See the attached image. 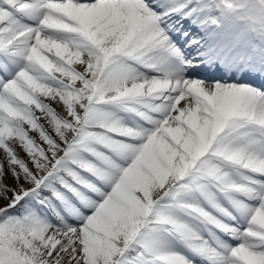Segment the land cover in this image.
Returning <instances> with one entry per match:
<instances>
[{"label": "bare ground", "instance_id": "6f19581e", "mask_svg": "<svg viewBox=\"0 0 264 264\" xmlns=\"http://www.w3.org/2000/svg\"><path fill=\"white\" fill-rule=\"evenodd\" d=\"M175 2V9L155 11ZM211 2L0 0L1 178L15 182L21 176L34 129L46 122L59 150L90 135L93 145L80 150L89 157L113 145L131 150L127 123L134 120L122 115H137L177 149L166 156L174 169L165 172L176 177L155 198L167 201L165 213L136 227V236L150 232L138 248L134 240H117L126 222L115 194L124 166L105 160L78 180L64 175L69 181L58 185L57 194L42 188L44 179L17 196L3 210L20 208L31 221L19 234L29 264H264V26L218 15ZM159 19L177 40L182 31L176 21H191L190 33L200 27L202 35L185 41L192 59L183 63L200 64L199 74L184 68L179 75L169 58L181 45L163 37ZM29 51L40 52L36 64ZM131 51L141 52L134 59L145 64L139 69L146 70V89L139 69L124 63ZM124 75L128 85L120 84ZM230 76L256 84L243 91ZM83 90L84 101L78 95ZM134 102L145 112L136 114ZM78 125L81 132L68 135ZM58 149L49 159L53 172L64 163L80 167V152ZM48 197L53 203L45 202ZM103 205L110 207L105 221Z\"/></svg>", "mask_w": 264, "mask_h": 264}, {"label": "rangeland", "instance_id": "374dc122", "mask_svg": "<svg viewBox=\"0 0 264 264\" xmlns=\"http://www.w3.org/2000/svg\"><path fill=\"white\" fill-rule=\"evenodd\" d=\"M90 1H94V0H90ZM80 3H82V1H80ZM177 3L178 2L168 4L167 6H163V7L160 6L158 8L156 7L155 11L162 12V10L165 9L167 10L168 7L169 10L175 9L179 5V3L178 4ZM211 6L214 7V11L218 15L223 13L224 16H227L229 18H239V19L241 18V20H243L244 23L252 27H254L253 23L255 22V20H257L258 23L255 25L256 27L254 28H257L259 26H264V0H212ZM158 22L156 24L157 26L160 27L163 37L169 35L170 39L173 42L172 46L176 44L181 45L179 47L180 50H178L177 52L174 51L172 52V54L175 53L178 56V59H180L181 61L184 62L190 61V59H192L191 50H187V48L184 50L183 49L185 46L184 44L186 43L185 42L186 40L187 42H189L193 40L195 36L200 34L202 35V31L199 30L200 27L199 29L197 28L196 30L190 33L189 30L187 32V29H189L188 25L189 23H191V21L186 20V21H182L181 23H177L176 21L174 23L175 24L174 27L179 28L182 31V33L178 36V38L183 39L184 43L181 42L175 43L176 39L174 38L175 39L174 40L173 38H171L175 35L173 33H170V31L165 30L167 29L165 24L166 22L161 21L160 19ZM162 48L165 49V47ZM186 50L188 52H185ZM140 53L141 52H137V51H131L129 52V54L127 53L125 55V59L127 58L124 62L125 65H129L131 68L136 67L135 70L137 68L139 69L140 67L143 68V66L145 67L144 63H141L137 59H134V57L139 56ZM40 55H41L40 52H35V51L28 52V56H30L31 59L35 60L34 64H36ZM83 55L87 56L86 53H83ZM182 67L183 65H180L178 63L177 69H181ZM137 72L144 75V77H138V79L144 80L143 81L144 86L142 85V87L146 89L145 86L146 70L139 69ZM159 72L160 71L158 70V73ZM150 74L151 73H148L147 76ZM135 77L137 78L136 75ZM187 77L191 79L192 78L195 79V77L198 78V76L194 77L193 75H188ZM199 79L203 81L205 80L204 78L201 77H199ZM222 80L226 81L225 79H221L219 80V82L221 84H225L226 82L224 83ZM227 80L230 83L242 84L243 91L247 90L248 92L249 90L253 89V88H248L251 86H249L248 82H246L247 80L243 78L235 79L233 76H231ZM123 83L126 85L129 84V80L125 75L124 77L123 76L120 77V84L124 85ZM261 93L263 94V91H261ZM78 95L82 97L81 99L82 101H84L85 98H87L86 96L87 94L85 90L78 93ZM143 102L146 103V99H143ZM140 104H141L140 102L135 103L137 110L136 114L139 113L141 114L142 111L143 113L145 112V108L144 107L141 108ZM32 105L38 108L40 106V103L38 101H33ZM102 107L106 108L107 106H102ZM122 117H124V119H126L127 121H129L132 118L134 122L137 123L135 124L133 121L127 123L130 127V130H132V136H133V139L130 141V143L132 144L131 150L129 152H125L126 150L121 151L120 144L116 146L115 145L111 146L107 152H105L104 150H100L101 148H99V151L103 153L102 154L103 156L100 155V156L89 157L85 153L80 151L82 148L81 146L83 145L84 146L88 145L89 147L93 145L94 139L90 135L87 137L79 138L78 140L81 141L80 144L72 145L71 142H65L64 144L65 146L61 147V150H59L58 144L52 143L50 140V135H56L55 130L51 126H49L51 124L46 122L42 125H38V127L37 126L35 127L33 132V135H35L34 142H30L31 144L29 143L30 144L29 148L31 149V151L28 153L29 155L25 154L26 157L23 156V162H21L19 166L20 168L23 169L21 176L17 178L15 182H8V180H6L4 177L3 178L0 177V264H29L21 249L19 234L28 226V224H30L31 221L29 219L26 220L25 219L26 217H23L24 215H26L24 212L20 214L19 212H17L21 210L20 208H18L16 211L3 210L5 206L14 204L17 196H19L25 190L32 189L36 184L42 182L44 179L46 180L42 188L44 187V189L46 190L48 189L52 193L57 194L56 190L58 188V185L61 183H65V180L69 181L68 179H66L65 177L66 175H69L72 178L78 180L80 177H84L86 175V170L89 169L92 170L98 168L99 166L102 165V163L106 162L105 160L112 161L116 165L125 167V171H123V173L119 175L118 183L120 187L118 192L115 194L117 198L116 202L120 199L119 202L120 205L118 204L121 210L120 214L124 218L123 221L126 222L123 224V228H122L123 232L121 234L119 233L117 236L118 239L117 238L116 239L124 240L126 238L127 241L134 240V242L136 243L135 247L137 248L143 245L144 242H146V240L150 236L149 234L150 232L146 230L145 232H141L136 236L135 229L136 227L138 228L141 227V224L146 223V217H148V219L152 221H159L160 216L165 213V210L162 207L163 204L167 203V201L163 200L162 202H155V198L161 197L160 193L163 192L164 190L165 191L168 190L169 185L171 183V179H174L176 177L173 170H171L169 175L165 173L168 166L172 165L174 169V164L170 163L169 160L167 161L166 159L167 158L166 156H170L169 153H172L174 149L172 148V145H170V143L161 136L159 131H155L143 120L141 121L139 120L138 122L137 115L134 116V118L133 116H128V115H124V116L122 115ZM79 127L80 126L78 125L74 129L73 128L68 129V135L69 134L71 135V133H73V130L74 131L77 130L81 132V129H79ZM89 130L91 131L90 128ZM173 140H175V142H178L177 138L174 136H173ZM32 144H34L37 148L36 149L32 148L33 146ZM57 149L61 153L73 151L71 155L76 154V152L77 153L80 152L79 153L80 167H78L79 169L76 168L75 166L73 167L70 164L66 163L67 164L66 165L64 163L63 165L62 164L58 165L59 168V169L57 168L58 172H53V167H52L53 164L49 162V159ZM176 150L177 149H175L174 151ZM167 152L169 155L167 154ZM178 152L180 155L183 151H180L179 149ZM198 198H206V196L198 195ZM45 202L47 203L50 202L49 204H51L53 203V200L48 197V200L46 199ZM26 203H28V201L27 202L25 201V204ZM108 208L110 207H105L104 205L101 206V209L103 211L100 218L104 221L106 217L105 215L108 213L107 211ZM69 234L65 237V239H67L66 241L71 240V238L74 236L73 234H75V231ZM76 237L77 240L81 239L78 234L76 235ZM79 240L76 241L75 244L76 246L79 244ZM108 250H110V248Z\"/></svg>", "mask_w": 264, "mask_h": 264}]
</instances>
